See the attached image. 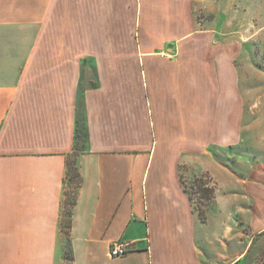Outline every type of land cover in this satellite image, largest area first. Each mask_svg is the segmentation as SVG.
Instances as JSON below:
<instances>
[{
    "label": "crops",
    "instance_id": "obj_1",
    "mask_svg": "<svg viewBox=\"0 0 264 264\" xmlns=\"http://www.w3.org/2000/svg\"><path fill=\"white\" fill-rule=\"evenodd\" d=\"M210 1L0 0V264H264V174L231 155L247 110Z\"/></svg>",
    "mask_w": 264,
    "mask_h": 264
},
{
    "label": "rangeland",
    "instance_id": "obj_2",
    "mask_svg": "<svg viewBox=\"0 0 264 264\" xmlns=\"http://www.w3.org/2000/svg\"><path fill=\"white\" fill-rule=\"evenodd\" d=\"M210 2L211 13L204 17L215 32L211 43L231 46L226 55L232 64L223 63L221 67L230 78L236 79L237 83L232 85L233 99L242 100L247 110L242 137L233 143L231 155L235 160L245 161L243 169L247 167L248 174H264V0ZM69 163L73 167L72 159ZM75 180L79 182L77 177ZM187 189L200 208L211 198L209 192H213L211 180L206 176L187 185ZM73 192L74 186L69 185L65 213L70 211ZM65 221L67 217L63 215V224Z\"/></svg>",
    "mask_w": 264,
    "mask_h": 264
},
{
    "label": "trees",
    "instance_id": "obj_3",
    "mask_svg": "<svg viewBox=\"0 0 264 264\" xmlns=\"http://www.w3.org/2000/svg\"><path fill=\"white\" fill-rule=\"evenodd\" d=\"M78 137H80L79 139L83 138V133H79ZM67 176L69 178L70 184L74 186V192L72 193L73 195V199H72V203L69 204L70 207H72L75 204V195H76V190L80 185V179H79V174L77 172V168L75 167V164L73 163V167L70 165L69 161L67 162ZM79 179V182H77L75 180V178ZM213 192L210 191L209 195H212L211 198L209 199V201H211L212 197H213ZM191 200H193V198L191 197ZM64 215L67 217V221L64 222L63 226H62V232L65 236V238L69 237V228H70V222H69V218H70V212H64ZM199 217L202 221L205 220V215H204V210L202 208L199 207Z\"/></svg>",
    "mask_w": 264,
    "mask_h": 264
},
{
    "label": "built area",
    "instance_id": "obj_4",
    "mask_svg": "<svg viewBox=\"0 0 264 264\" xmlns=\"http://www.w3.org/2000/svg\"><path fill=\"white\" fill-rule=\"evenodd\" d=\"M128 246L125 244H114L111 246L109 254L111 258H120L128 253Z\"/></svg>",
    "mask_w": 264,
    "mask_h": 264
}]
</instances>
